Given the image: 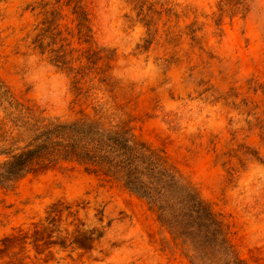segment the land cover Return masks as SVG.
<instances>
[{"label":"rangeland","instance_id":"374dc122","mask_svg":"<svg viewBox=\"0 0 264 264\" xmlns=\"http://www.w3.org/2000/svg\"><path fill=\"white\" fill-rule=\"evenodd\" d=\"M23 115L125 127L264 264V0H0V150ZM0 264L191 261L122 182L60 163L0 187Z\"/></svg>","mask_w":264,"mask_h":264},{"label":"trees","instance_id":"16d2710c","mask_svg":"<svg viewBox=\"0 0 264 264\" xmlns=\"http://www.w3.org/2000/svg\"><path fill=\"white\" fill-rule=\"evenodd\" d=\"M12 123L18 134L8 149L0 150V155L7 156L0 163V187L13 185L44 164L84 166L122 182L145 200L162 226L187 246L191 264H246L195 190L125 127L105 126L88 117L45 121L23 115L14 117Z\"/></svg>","mask_w":264,"mask_h":264}]
</instances>
